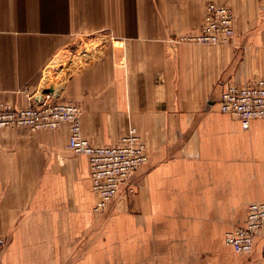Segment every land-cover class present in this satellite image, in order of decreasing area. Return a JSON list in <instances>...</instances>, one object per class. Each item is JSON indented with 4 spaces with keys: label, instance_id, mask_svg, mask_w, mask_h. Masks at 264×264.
<instances>
[{
    "label": "crops",
    "instance_id": "crops-1",
    "mask_svg": "<svg viewBox=\"0 0 264 264\" xmlns=\"http://www.w3.org/2000/svg\"><path fill=\"white\" fill-rule=\"evenodd\" d=\"M209 3L235 12L228 46L183 42ZM264 77V0H0V105L81 107L83 136L131 130L149 161L95 211L70 127L0 129V264H264L227 244L264 203V118L221 111L229 84Z\"/></svg>",
    "mask_w": 264,
    "mask_h": 264
},
{
    "label": "built area",
    "instance_id": "built-area-1",
    "mask_svg": "<svg viewBox=\"0 0 264 264\" xmlns=\"http://www.w3.org/2000/svg\"><path fill=\"white\" fill-rule=\"evenodd\" d=\"M235 13L231 8L209 3L200 33L184 36L183 42L208 46H228L235 39ZM51 96L38 99V104L14 109L0 105V129L23 127L32 131L57 130L62 125L70 127L69 146L77 155H86L91 168L93 191L96 194L95 211L107 209L117 197L120 188L131 175L149 161L145 141L136 130L122 136L113 146L92 144L83 136L81 107L72 103H55ZM221 111L239 119L248 129L255 119L264 118V77L244 86L227 85L221 97ZM264 230V203H254L249 208L246 224L229 232L227 244L236 252L249 254L254 250L256 239ZM7 240L0 236V251ZM264 259V246L261 249Z\"/></svg>",
    "mask_w": 264,
    "mask_h": 264
},
{
    "label": "bare ground",
    "instance_id": "bare-ground-1",
    "mask_svg": "<svg viewBox=\"0 0 264 264\" xmlns=\"http://www.w3.org/2000/svg\"><path fill=\"white\" fill-rule=\"evenodd\" d=\"M225 7V6H224ZM233 10V9H232ZM234 11V10H233ZM235 13V12H234ZM235 32H236V30H235Z\"/></svg>",
    "mask_w": 264,
    "mask_h": 264
}]
</instances>
